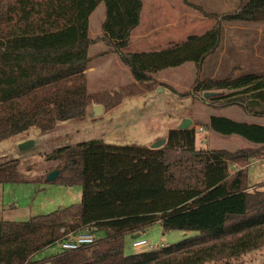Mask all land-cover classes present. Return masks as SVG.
<instances>
[{
    "label": "trees",
    "instance_id": "obj_1",
    "mask_svg": "<svg viewBox=\"0 0 264 264\" xmlns=\"http://www.w3.org/2000/svg\"><path fill=\"white\" fill-rule=\"evenodd\" d=\"M102 3L106 19L99 42L107 50L94 57L90 51L98 42L91 38L89 18ZM189 3L219 17V26L165 45L133 41L143 0H0V143L34 128L47 135L60 124L83 123L89 106L109 111L125 98L144 96L170 68L194 62L202 71L208 59L215 61L223 25L264 23V0ZM110 54L130 72L133 83L118 91L90 92L87 70L98 56ZM204 77L193 85L203 100L264 119V74L234 67L223 78ZM209 130L240 137L254 148L197 149L196 128L179 127L169 130L165 145L157 149L93 139L44 154L57 165L50 171L60 173L53 183L81 186L82 200L27 222L1 220L0 264H228L262 249L264 190L249 187L247 178L250 161L264 159V123L212 114ZM22 162L0 163V184L46 180L23 172ZM230 164L239 167L233 174ZM155 224L166 232L195 235L126 254V236ZM69 232L90 233L96 243L34 261Z\"/></svg>",
    "mask_w": 264,
    "mask_h": 264
},
{
    "label": "rangeland",
    "instance_id": "obj_2",
    "mask_svg": "<svg viewBox=\"0 0 264 264\" xmlns=\"http://www.w3.org/2000/svg\"><path fill=\"white\" fill-rule=\"evenodd\" d=\"M143 4L141 24L134 32V42L148 40L165 44L169 40L177 43L188 34H204L214 25L219 26L221 20L216 15H206L202 10L191 6L189 0H143ZM105 19L106 6L102 3L89 18L91 38L98 42L91 50L94 57L107 50L106 44L99 42ZM223 30L224 40L215 54L216 69L215 61L208 59L202 71H199L194 62L165 70L159 78L161 83L153 84L150 92L144 96L125 98L118 107L109 111L104 109L99 116L95 115L92 109L94 106H89L87 120L83 123H64L61 124L64 126L63 131L56 129L47 135H40L37 130L35 133L34 128L24 136L2 141L0 163L21 159L22 171L40 179L48 177L51 168L57 166L44 158V154L55 148L93 139H103L110 144L151 148L158 141L166 140L169 130L179 128L185 120H190V128L195 127L197 130V149L237 151L254 148L240 137H223L211 133L209 117L220 114L241 122L259 123H264V119L247 115L238 107L225 108L219 104H211L203 100L204 94L196 93L193 87L197 80L204 79L208 73L220 79L227 76L234 67L243 69L244 73L264 74V23L228 27L223 25ZM138 44L141 43L137 42ZM110 55L106 61L105 57L98 56L100 61H95L96 67L86 75L90 92L118 91L133 83L130 72L120 65L118 57ZM136 90L142 89L139 87ZM24 137L32 138L29 141L35 143L22 151L20 146L23 143L20 144V141ZM249 164L247 185L264 190V159H254ZM237 169L238 166L230 164L231 174ZM82 194L81 186H61L46 180L31 184H0V221L27 222L37 216L80 203ZM139 234V237H135L136 234L126 236V254L144 253L151 250L150 246H170L195 235L193 232L180 230L166 232L161 224L152 225ZM139 239L146 240L150 246L134 247V241ZM60 250L59 243H56L38 253L34 261L45 262ZM228 264H264V247Z\"/></svg>",
    "mask_w": 264,
    "mask_h": 264
},
{
    "label": "built area",
    "instance_id": "obj_3",
    "mask_svg": "<svg viewBox=\"0 0 264 264\" xmlns=\"http://www.w3.org/2000/svg\"><path fill=\"white\" fill-rule=\"evenodd\" d=\"M46 179L47 177L44 176ZM65 231V230H63ZM96 243V238L94 235L85 232H69L66 237L59 242L62 252H72L84 248L86 246H91ZM134 247L142 248L150 246L146 240H136L133 243ZM154 248L150 246V249Z\"/></svg>",
    "mask_w": 264,
    "mask_h": 264
},
{
    "label": "water",
    "instance_id": "obj_4",
    "mask_svg": "<svg viewBox=\"0 0 264 264\" xmlns=\"http://www.w3.org/2000/svg\"><path fill=\"white\" fill-rule=\"evenodd\" d=\"M212 95V93H207L206 94V97H210ZM93 110L95 112V115L96 116H99L103 113L104 111V108L102 106H94L93 107ZM192 125V122L190 120H185L182 125L180 126V129L182 130H188L190 128V126ZM166 140H161V141H158L154 146L153 148L157 149V148H160L162 147L164 144H165ZM34 141H26L24 142L21 146H20V150H26V149H29L30 147H32L34 145ZM59 171H53L51 172L48 177L46 178L47 181L49 182H54L58 176H59ZM140 236V235H138Z\"/></svg>",
    "mask_w": 264,
    "mask_h": 264
},
{
    "label": "crops",
    "instance_id": "obj_5",
    "mask_svg": "<svg viewBox=\"0 0 264 264\" xmlns=\"http://www.w3.org/2000/svg\"><path fill=\"white\" fill-rule=\"evenodd\" d=\"M91 50H92V49H91ZM101 53H102V52H101ZM90 54H91V51H90ZM104 57H105V56H104ZM102 58H103V57H102ZM106 60H109V58H108V57H105V61H106ZM95 61H100V59L98 58V59L95 60ZM94 67H96V65L94 64V62H92L91 65H90V69L87 70V72H86V75L88 74V72L91 73V72L93 71V68H94ZM87 82H88V81H87ZM92 109H93V108H92ZM63 128H64V126H63V125L61 126V124H60V125L58 126L57 129H58V130L60 129V130L63 131V130H64ZM26 133H27V132H26ZM26 133H24V134H26ZM35 133H37L36 129H35ZM24 134H22V135H20V136H24ZM34 138H35V137H34ZM23 139H24V140H23ZM29 140H33V139H32V138H26V137H24V138H22V140L20 141V144H21V143H24V142H26V141H29ZM138 235H140V234L137 233V234L135 235V237H139Z\"/></svg>",
    "mask_w": 264,
    "mask_h": 264
}]
</instances>
